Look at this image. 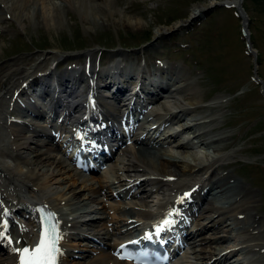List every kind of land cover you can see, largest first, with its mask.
I'll list each match as a JSON object with an SVG mask.
<instances>
[{"label":"bare ground","instance_id":"6f19581e","mask_svg":"<svg viewBox=\"0 0 264 264\" xmlns=\"http://www.w3.org/2000/svg\"><path fill=\"white\" fill-rule=\"evenodd\" d=\"M213 1L216 0L211 4ZM221 1L234 4L237 0ZM113 2L0 0V21L9 18L17 26H55L60 25L62 13L71 9L78 11L89 26H102L109 16L114 17ZM196 6L202 8L205 4ZM119 20L129 26L141 25L138 21L112 19L113 22ZM2 31L0 26V33ZM164 31L158 28L154 35L159 37ZM92 51H84L86 59L81 68L64 69L59 73L53 72L51 66L62 52L53 49L42 52L41 58L17 57L12 62L0 63V231L4 230L6 222V236L10 235L14 241L9 245L6 238L0 237V264H18L17 255L11 249L32 246L38 227V204L46 205L59 221L63 233L59 264H131L116 259L114 254L124 236L146 222L150 225L164 220H175L170 229L183 231L184 216L191 213L195 217L193 229L188 228L189 223L184 231L199 248L188 264H264V221L250 211L255 194L247 185L228 180L222 170L225 161L233 155L220 152L228 136L215 130L219 112L211 108L217 105L201 103L192 82L178 65L165 63L134 69L127 63L123 67L119 61L122 53L115 50L104 55V61L110 62L101 66L95 64ZM44 62L47 68L36 74ZM92 76L120 89L118 106L124 105L126 92L136 86L153 90L175 78L180 83L185 82L186 90L191 88V93L186 92L185 101L167 106L161 115L164 116L162 121L150 122L141 136H128L133 139L130 147L125 145L126 136L119 139L111 155L120 150L126 160L124 166L119 168L111 160L108 162L107 156L104 170L86 179L67 159L54 152L62 153L61 138L56 140V136L65 135L61 127H65L75 113L90 112L100 124H106L107 119L112 123L120 111V107L97 96L91 86L87 88L85 84L86 90L80 92L82 83ZM47 78L53 80L50 90ZM129 84L131 88L127 89ZM31 85L46 93V110L24 103L26 89ZM171 108L177 109L176 114L170 113ZM61 111L65 124H61L60 119L46 131L44 123L39 122L40 117L47 119L50 113L56 112V120ZM172 119H178L179 132L165 130L164 123L176 124L170 122ZM14 124L19 125L18 128L13 127ZM50 129L53 134H49ZM109 131L110 126L106 128V132ZM181 132L187 139L178 142L175 137ZM100 136L97 134V139ZM164 142L172 143L173 152L167 151ZM195 147L198 150H193ZM184 193L190 195L185 198ZM102 197L114 200L108 207L110 213L105 212ZM199 199L207 201V205L194 213L192 208ZM11 214L18 223L11 220ZM105 219L110 221L109 226L102 225ZM243 221L247 223L239 228L246 234L240 238L234 229ZM79 245L87 248H79ZM247 252L255 255L251 257Z\"/></svg>","mask_w":264,"mask_h":264},{"label":"rangeland","instance_id":"374dc122","mask_svg":"<svg viewBox=\"0 0 264 264\" xmlns=\"http://www.w3.org/2000/svg\"><path fill=\"white\" fill-rule=\"evenodd\" d=\"M211 1L114 0L113 16L138 21L139 27L120 20L113 22L114 17L110 16L102 26H89L78 11L71 9L62 13L60 25L49 27L17 26L5 18L0 21V63L17 57L37 59L42 52L53 49L62 52L52 69L58 73L67 67H81L84 51L93 49L94 54L101 52L103 64L107 62L105 54L118 50L122 53L121 64L130 63L134 69L159 63L178 65L192 82L201 103L217 105L211 108L219 112L215 130L228 136L220 152L233 155L222 170L228 180L247 185L255 194L250 211L264 221V95L258 82L264 87V0H241L247 19L248 50L235 9L214 5L221 0ZM198 4L205 6L200 8ZM158 28L165 31L156 37ZM46 66L44 62L37 74ZM165 145L167 151L173 152V145ZM110 160L119 168L126 162L119 151ZM104 198V210L110 213L108 207L114 200ZM107 219L102 225L109 226ZM246 223L243 221L234 229L240 238L246 231L239 227Z\"/></svg>","mask_w":264,"mask_h":264},{"label":"snow or ice","instance_id":"6c2138e0","mask_svg":"<svg viewBox=\"0 0 264 264\" xmlns=\"http://www.w3.org/2000/svg\"><path fill=\"white\" fill-rule=\"evenodd\" d=\"M169 179H171V177H169ZM189 195L190 193H184L185 198ZM54 215L53 213H49L47 216L40 217L42 228L38 241L34 246L11 249L17 255L18 264H59V257L62 255L60 242L63 239V233L58 228V221L51 222ZM171 223L172 221L170 220H165L163 222L164 226H168ZM6 232L7 225L5 222L4 230L0 231V237L6 238L7 243L11 245L14 241L10 238V235L6 236ZM145 238L151 239L148 235H146ZM15 243H19V241H15ZM123 247L124 246L121 245V248Z\"/></svg>","mask_w":264,"mask_h":264},{"label":"water","instance_id":"95a60500","mask_svg":"<svg viewBox=\"0 0 264 264\" xmlns=\"http://www.w3.org/2000/svg\"><path fill=\"white\" fill-rule=\"evenodd\" d=\"M240 1L241 0H237L234 4H229V5H232L235 7V10L237 11L238 16L240 17L241 32H242V35L244 36L246 47L248 48L249 47V41H248V35H247L246 15L243 11V8L241 6ZM214 5L221 6V5H227V4L222 2V1H219V2H215ZM260 88H261V91L264 92L262 83H260Z\"/></svg>","mask_w":264,"mask_h":264}]
</instances>
